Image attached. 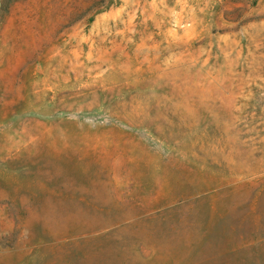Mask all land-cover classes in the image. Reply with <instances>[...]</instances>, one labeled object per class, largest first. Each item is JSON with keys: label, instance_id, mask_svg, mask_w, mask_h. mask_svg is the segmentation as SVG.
Returning a JSON list of instances; mask_svg holds the SVG:
<instances>
[{"label": "rangeland", "instance_id": "1", "mask_svg": "<svg viewBox=\"0 0 264 264\" xmlns=\"http://www.w3.org/2000/svg\"><path fill=\"white\" fill-rule=\"evenodd\" d=\"M0 264H264V0H0Z\"/></svg>", "mask_w": 264, "mask_h": 264}]
</instances>
